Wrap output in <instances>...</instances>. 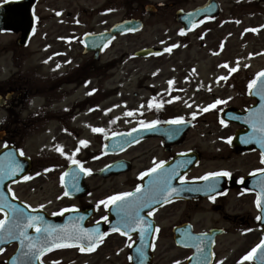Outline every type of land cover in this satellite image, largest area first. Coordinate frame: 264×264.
<instances>
[{
    "label": "rangeland",
    "instance_id": "374dc122",
    "mask_svg": "<svg viewBox=\"0 0 264 264\" xmlns=\"http://www.w3.org/2000/svg\"><path fill=\"white\" fill-rule=\"evenodd\" d=\"M148 1L173 2L38 0L39 22L27 46L20 47L12 42L17 33H0V84L7 79L14 80L33 93L47 92L56 82L53 79L55 71L71 75L83 72L85 75L84 84H80L81 80L78 84L79 99H85L79 104L84 109L80 129L70 124L65 132L50 127V132L46 133L45 128L40 127L43 121L37 122L35 115L23 112L10 116L0 111V122L4 121V126L8 124L11 131L9 141L18 143L33 163L32 175L35 176L17 185L23 200L44 205L50 213L70 203L64 198L59 184L60 171L70 161L68 156L57 151V146H62L63 152L69 155L80 148L76 156L84 159V167L93 170L85 180L91 189L92 199L98 196L103 200L130 189L136 182L133 177L147 163L149 150L156 142L146 141L143 143L145 147L138 145L131 151L134 157L140 155L134 170L102 179L95 172L117 158L100 153L102 139L109 131L125 130L140 119L152 118V115L140 113L147 105L146 88L150 83L163 87L170 80L177 92L175 97H179L172 99L174 105L178 111L181 110V116L193 118L196 124L184 142L176 146L194 148L200 154V164L191 171V176L224 168L232 170L234 175H241L262 166L258 154H237L229 150L227 138L236 127L221 124L218 109L226 105L242 108L253 103L248 96V84L256 73L264 69V27H261L264 26V12L238 22L228 20L229 16L225 15L216 21L203 23L193 32L181 34L179 22L175 21L173 14L176 6L162 8L157 14H144L142 6ZM190 1L184 8H191L203 0ZM263 2L257 4V9ZM250 10L257 12L255 7H250ZM128 17H143V29L118 35L97 60L90 52H83L82 34L100 32ZM174 44L177 46L171 47ZM145 47H152L155 52L147 56L134 55L136 50ZM167 48L171 51H166ZM234 67L237 70L232 72ZM68 93L72 101V90L69 89ZM88 93L93 95L87 97ZM217 99L225 103L204 111L203 108ZM129 111L133 115H127ZM193 112L197 113L195 117ZM171 113L172 110L164 113V118ZM93 127L105 131L93 132ZM80 139L89 143L77 144ZM154 149L152 153L161 152L160 148ZM125 156L129 158L128 153ZM253 200L251 194L239 193L238 196L231 192L225 201L218 202L219 207L204 200L200 202L202 208L190 213L195 230H207L211 226L225 228V233L217 241L215 264H253L251 260H241L262 240L258 222L254 220ZM81 203L84 202L81 200ZM98 211L103 214L104 206L100 205ZM173 213L168 209L165 211L163 224L170 225L184 215L182 212ZM168 230L162 231L156 245L154 260L157 264L180 262L182 259L183 252L174 248L167 239ZM14 248L4 249L0 264H5L6 257ZM69 249L74 250L67 252ZM128 253V241L117 233H111L104 236L103 242L91 252H81L78 247L59 248L42 257L41 261L43 264H128Z\"/></svg>",
    "mask_w": 264,
    "mask_h": 264
},
{
    "label": "snow or ice",
    "instance_id": "6c2138e0",
    "mask_svg": "<svg viewBox=\"0 0 264 264\" xmlns=\"http://www.w3.org/2000/svg\"><path fill=\"white\" fill-rule=\"evenodd\" d=\"M0 2H8V0H0ZM212 18V17H209ZM79 21H77L78 23ZM238 22V21H237ZM200 23H203V21H200ZM195 26V25H194ZM264 27V26H261ZM126 30H134V29H126ZM252 31H257V29H251ZM181 34H184L185 29H180ZM87 35V34H86ZM177 45H172L171 47H176ZM166 51H171V48L165 49ZM225 67H228L227 64L224 65ZM59 67V65H57ZM237 69L234 67L231 69L232 72H235ZM226 79V77H223ZM264 78V70L261 72H258L256 74V78L249 81L248 88L249 90H252L254 87H256L258 80H261ZM169 85L173 83L172 80H170ZM93 92L95 89L92 90ZM256 94L261 97L262 100H264V83H261L259 88L256 89ZM173 99H179V97H173ZM155 97L152 100H149V106L150 107H156L160 108L163 106V101L161 102H154ZM225 103V101L217 99L214 103L208 105L204 108V111H208L211 108H215L216 105ZM262 108H264V104L261 105ZM127 115L131 116L133 115L132 111H129L126 113ZM193 117L197 115L196 112L192 113ZM184 117L183 116H177L173 120L170 121V123L174 124H181L184 123ZM252 128L254 130L258 129V134L254 131L252 134V139H255L261 146V148H264V111L260 112L258 114V119H249L248 121ZM142 125L146 128H151L152 126L159 123V121L153 120L151 122H141ZM221 124H225L226 121L222 118L220 121ZM93 132H104L105 130L103 128L93 127ZM228 142L231 143L232 137L227 138ZM245 143L250 142L249 140H245ZM89 141L81 139L79 141L80 145H87ZM57 151H60L63 155L68 156L69 160L73 165H77L78 168L74 169L73 172V189L75 191H79V185L77 183V177L81 173L84 174H90L93 170L87 167H84L83 163L76 159V153L80 151V148L77 147L75 151L69 155L68 153L63 152L62 146H57ZM11 155V154H9ZM20 155H24L23 150L20 151ZM261 161L264 162V151L261 152ZM165 164V161H159L154 163L153 167L149 168L147 170V173H158V170L162 172V175H160V183L157 187L153 189H149L148 192H145L141 194V187L137 186L134 192H120L116 193L114 195L108 196L103 200H100L98 202V207L100 205H103L104 207H108L109 205H115L116 210L118 213H126V215L122 216L119 220V224L122 226L123 229V235L128 236L129 232L133 229V227L139 229L140 231V239L142 244L146 243L145 236L152 231V223L151 220L148 219V217L141 216L140 215V209L147 208L149 204L158 203L159 201H163L164 203L169 202L174 196H178L180 191L183 189L175 188L171 185L170 181L171 179L176 175V168L180 167L181 165H177L174 168L170 170H163V165ZM22 165L19 162L11 161L9 162V166L7 171L0 170V183L3 182L5 178L8 176H14L17 172L22 171ZM258 172H264V169H257ZM147 173H141V176L146 175ZM231 174L224 170L220 172H209L206 173L204 177H201L200 179L207 180L209 177H227ZM25 180L30 179L29 176L23 177ZM181 180H184V177H180ZM61 182L63 183V177L61 179ZM214 185H206L204 189H195L198 191L201 190H207L212 191L214 190ZM247 191V189H246ZM70 193L66 190L64 192V195H69ZM157 197H159V201L157 200ZM212 200H215V195L209 197ZM256 205L257 208L261 209L262 212H264V186H262L261 191L256 193ZM8 207L11 210L12 216L10 219V222L8 224V227L5 228L6 220H0V232L3 234L0 235V242L6 241V240H19L22 247H26L27 251H21L20 257L22 258L20 260V264H32V261L39 259V257L43 256V254L46 251H52L53 248H60V247H66L69 246L66 241H75L79 244V248L81 252H91L93 251L96 246L99 243L103 242V237L108 235L107 232H101L99 230V227L96 228H84L82 226H73L71 229H67L66 227L63 228V231H57L56 228H54L52 225L48 224L47 221H45L43 216L39 215H30L28 213H25L23 209H21L19 206L8 203L4 204V200L2 198V194H0V212L4 211V208ZM31 207V205H29ZM38 207L43 208L44 205H39ZM75 208V206H73ZM61 211H65L62 209ZM152 212L148 213V216H151ZM7 219V214H6ZM80 219H83L81 217ZM101 220H108L107 216H102L100 218ZM256 220L258 221H264V215H258L256 217ZM63 227V226H60ZM29 228H35L37 232V236H31L28 234ZM121 227H114L112 231L120 232L122 230ZM156 232L159 231V228L157 227L155 229ZM247 231H250L248 229ZM190 235V234H189ZM204 234H201L200 237H191L193 240H199L200 242L197 243L196 249L197 253L201 256L200 264H211V261L208 259L207 255L203 254V248L201 247L203 241L202 236ZM81 241H86V243H81ZM183 243V241H180ZM264 248V239H262L255 247L251 249L245 256L241 258L242 261L251 260L254 256V254L257 252L258 249ZM4 248L0 247V252H3ZM137 253L140 254L141 257L145 255L144 248L139 247L136 249ZM131 259V257H130ZM13 264H16L17 257H12ZM260 260L264 262V254H261ZM42 264V262H41ZM142 264V261H141ZM175 264H180L179 261H176Z\"/></svg>",
    "mask_w": 264,
    "mask_h": 264
},
{
    "label": "flooded vegetation",
    "instance_id": "af4514ba",
    "mask_svg": "<svg viewBox=\"0 0 264 264\" xmlns=\"http://www.w3.org/2000/svg\"><path fill=\"white\" fill-rule=\"evenodd\" d=\"M193 2L195 0H192ZM264 0H203L200 3L195 4L191 8H184L188 4H190V0H173V2H166V3H154L155 4V10L149 11V14H157L158 11L162 8H170L176 6L175 9H173V14H175L177 11L182 10L184 12L197 9L199 7L205 6L203 9H201L204 12H212L211 16L201 18V21H213L218 20L219 18L225 17V15H228V20H243L247 17L257 16L258 12H264ZM261 3V7L257 9V4L259 5ZM148 3V2H147ZM250 7H255L256 11H249ZM228 11L229 14H225V12ZM17 33V36L21 33V28L18 30L13 31V34ZM13 38L17 43V37ZM22 47V46H20ZM15 50V49H13ZM12 59L14 60L13 56ZM16 64V62L14 63ZM17 66V65H16ZM73 75V76H72ZM69 74L64 72H58L57 76L53 78L56 79V82L51 84V86L48 88L47 92H39L42 100L34 104L36 102L33 91L30 89H26L23 86L17 85L14 80L7 81V84L0 85V94L5 93V91L12 90L14 91L10 98L6 99L1 105H0V111L4 112L5 114H8L10 116H17L21 115L23 112H28L30 115L37 116V122L43 121V123L40 125V127H53L52 122H54V125H57L58 129H62L66 126V120L65 116H69V102L67 101V86L72 82L77 83L81 79L82 73L77 72L76 74ZM23 81V80H21ZM75 111H78L77 108H75ZM56 119V120H55ZM29 120V119H28ZM55 120V121H54ZM2 126L3 123H1ZM5 127V126H4ZM9 131V125L6 127V133ZM7 136L4 137L6 141H8ZM161 148L160 158L157 159L156 162L159 161H167L169 160L174 154L179 152L180 150H175V146L170 147L169 151L164 150L163 142H161L160 145H158V148ZM152 151H150L151 153ZM155 153H151L150 156H153ZM231 179V178H230ZM233 180V179H231ZM234 182V180H233ZM234 186H239V184L234 182ZM188 203L184 201H174L165 204L164 206H169V212L173 211L174 206L178 203ZM163 206V207H164ZM162 207V208H163ZM161 208V209H162ZM161 209H159L157 212L156 210L152 212V215L155 216L156 213H158ZM175 213V212H174ZM174 213L172 215H174ZM185 220H182L181 218L176 219L173 224L177 225Z\"/></svg>",
    "mask_w": 264,
    "mask_h": 264
},
{
    "label": "water",
    "instance_id": "95a60500",
    "mask_svg": "<svg viewBox=\"0 0 264 264\" xmlns=\"http://www.w3.org/2000/svg\"><path fill=\"white\" fill-rule=\"evenodd\" d=\"M31 3H32L31 0H28L26 3V6L23 8L22 11L17 8V3H12V4L7 3V4L0 5V28L3 27V22H5L7 20L9 22H11V21L14 22V25L9 26V27H17L19 24L25 23V32L23 34V37H25L28 33L29 24H30L29 8H30ZM5 27H7V26H5ZM120 27H121L120 31H125L126 29H138V28H140V25L136 22L126 21V22L122 23L120 25ZM114 31L115 30L113 29L110 32H108L109 35L108 34L92 35V36L85 35L83 37L84 41L86 42L85 51H87L89 49H93L95 51V57H96L98 52L100 51V49L110 39L111 34H113ZM91 39L93 41H95V43H93L91 41ZM137 53L143 55V54H146L147 51L143 50V51H139ZM261 83H264V78H262L261 80H258L256 87H254L249 92L250 96L257 100V103L255 105H253L252 107H250L244 113H235V114H230V115L228 114V117L230 119L237 121L238 123H240L246 127V130L243 131L242 134L238 135L235 138L234 145L237 146L239 144V143L237 144V141L244 140V137H245V138L250 139V141L252 143V147L257 146V148H259L262 152V149H264V148H261L260 144L255 139H252V134L254 133L255 130L252 128L251 124L248 122L250 118L251 119H258V114L260 112L264 111V108L261 107V105L264 104V100H262L261 97L256 94V89L259 88ZM257 134H258V129H257ZM119 141H120V146H119L120 148L119 147L116 148L117 150L124 148L131 141V139L130 140L127 139L126 136L124 135L121 137V139ZM252 147L249 146L248 149L249 148L251 149ZM104 150L110 151V148L105 147ZM9 154H11V155H9ZM10 160L11 161L16 160L15 162H19L21 159L18 158L17 153L13 149L7 148L3 151L1 150L0 151V170L7 171ZM21 164H22V168H23L22 171H24V169L26 170L28 165L24 159L21 160ZM107 169H108V171L118 172V164H112V165L108 166ZM22 171L17 172L16 175H14L12 177L8 176L7 178H5V179H7L6 183H9L10 181H12L14 179L19 178ZM113 172H111V173H113ZM262 186H264V176L263 175H262V177L257 178V192L261 191ZM66 187L68 189H71V191H72V189H73V178H71V181L69 182V184ZM204 188L205 187H199V189H204ZM254 188H256V187H254ZM9 202L10 201L5 200L4 204H8ZM7 213H8V217H7V219H5L6 220L5 228L8 227V224H9L11 216H12L11 211H7ZM261 215H264V212L261 211ZM260 225L262 227V232L264 234V221H260ZM60 226H62V223L61 224H59V223L54 224L53 227L56 228L57 231L59 232V231L63 230V227H60ZM80 226L84 227L83 225H80ZM84 228H86V227H84ZM91 228H96V227H90L89 229H91ZM113 228L114 227L109 226L106 229L111 230ZM99 230H100V228H99ZM122 230L124 231L125 229L122 228ZM27 231H28V234L31 236H37L38 235L37 232L32 234L31 228H29ZM100 231L102 232V230H100ZM2 234L3 233L0 232V235H2ZM13 242H16L18 244V249L16 250L15 254L12 257H17L16 264H20V260L22 259L20 257V253H21V251L26 252L27 248L22 247L18 239L17 240L2 241V242H0V246L7 245V244H10ZM65 243H76V242L75 241H66ZM81 243H86V241H81ZM150 245H151L150 240H149V243H143V244L136 243V244H134L132 247L131 264H141L140 262L142 259H144L142 264H150L151 254L148 253V250L150 249ZM139 247L144 248L145 255L143 257H141L140 254L137 253V251H136V249ZM195 249H196V247H195ZM208 250H209V247L208 248L206 247L205 248L206 253L209 252ZM261 254H264V248L258 249L254 255V261L257 264H264V262H262L260 260ZM195 255H196L195 259L201 257L197 253V251H196ZM12 257L8 259V264H13ZM32 264H39L38 259L32 261Z\"/></svg>",
    "mask_w": 264,
    "mask_h": 264
},
{
    "label": "bare ground",
    "instance_id": "6f19581e",
    "mask_svg": "<svg viewBox=\"0 0 264 264\" xmlns=\"http://www.w3.org/2000/svg\"><path fill=\"white\" fill-rule=\"evenodd\" d=\"M73 251L72 249L68 250L67 252ZM45 258V257H44Z\"/></svg>",
    "mask_w": 264,
    "mask_h": 264
}]
</instances>
